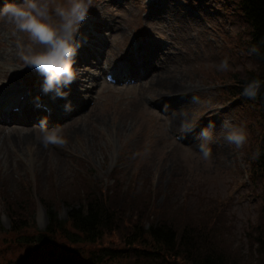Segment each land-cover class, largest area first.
Returning <instances> with one entry per match:
<instances>
[{
  "label": "rangeland",
  "instance_id": "obj_1",
  "mask_svg": "<svg viewBox=\"0 0 264 264\" xmlns=\"http://www.w3.org/2000/svg\"><path fill=\"white\" fill-rule=\"evenodd\" d=\"M21 3L0 0V13L6 4ZM65 3L50 0V10ZM248 31L234 0H92L76 35L85 42L75 57L78 75L64 89L71 110L49 124L0 117V260L9 258L7 252L20 253L12 241L9 246L1 241L9 237L4 202L13 211L23 203L26 211L19 214L42 229L48 222L42 201L64 218L68 205L105 195L126 222L167 219L179 230L188 225L238 264H255L261 257L258 239H264V178L254 154L264 113L238 97L232 77L257 70L245 44ZM83 32L89 34L78 37ZM1 44L15 56L0 62L6 71L0 78V109L13 111L16 106L6 105V97L14 89L15 97L20 90L38 92L44 77L21 58L30 44L27 33L3 14ZM136 53L149 62L143 74L131 65L136 76L128 85L105 82L112 72L105 67L108 58L129 63ZM225 57L230 71L219 72ZM172 76L170 84L177 88L148 86ZM181 111V123L168 127ZM210 122L215 127L207 141L200 134ZM187 124L190 131L183 130ZM25 127L42 138L37 152L17 141ZM234 127L244 128L248 137L239 149L225 139ZM201 143L211 147L210 159L199 154ZM97 245L121 246L113 233Z\"/></svg>",
  "mask_w": 264,
  "mask_h": 264
},
{
  "label": "trees",
  "instance_id": "obj_2",
  "mask_svg": "<svg viewBox=\"0 0 264 264\" xmlns=\"http://www.w3.org/2000/svg\"><path fill=\"white\" fill-rule=\"evenodd\" d=\"M234 5L248 25L245 44L251 60L257 65V70L249 69L232 76L237 95L257 105L264 113V0H234ZM253 79H259L261 84L256 98L249 99L242 92ZM258 150L255 165L264 178V131L259 138ZM261 201L264 217V192ZM41 203L48 222L38 229L33 219L19 214L26 211L23 203L13 211L4 202L8 219V228L4 232L9 237L1 241L6 246L12 241V247L20 249V253L7 252L9 258L0 260V264H238L217 248L210 247L209 239L201 230L188 225L179 230L167 219L126 222L110 207L105 195L91 196L85 203L68 205L64 218L59 217L52 205ZM121 222L126 227H119ZM110 233L118 235L120 247L97 245ZM258 240L261 257L255 264H264V239ZM91 245L96 246L91 248Z\"/></svg>",
  "mask_w": 264,
  "mask_h": 264
},
{
  "label": "clouds",
  "instance_id": "obj_3",
  "mask_svg": "<svg viewBox=\"0 0 264 264\" xmlns=\"http://www.w3.org/2000/svg\"><path fill=\"white\" fill-rule=\"evenodd\" d=\"M49 2L50 0H22L21 4H6L0 14L6 16L19 31L27 33L30 44L22 50L21 58L27 67L44 77L42 91L45 94L53 93L54 98L67 100L69 93L64 89L70 87L78 75L74 67L75 57L82 44L76 40V35L87 18L92 0H66L64 5L57 4L54 10H50ZM217 71H230L228 57L218 63ZM260 84L259 79H253L244 86L242 95L255 99ZM195 99L198 98L194 97ZM65 110H71L70 102L65 105ZM192 127L187 124L183 126V130L190 131ZM213 127L215 125L210 122L200 135L211 141L209 129ZM247 138L242 127H234L225 137L228 144L237 149L247 143ZM199 154L205 160L210 159L212 149L208 144L201 143ZM254 156H259V150Z\"/></svg>",
  "mask_w": 264,
  "mask_h": 264
},
{
  "label": "bare ground",
  "instance_id": "obj_4",
  "mask_svg": "<svg viewBox=\"0 0 264 264\" xmlns=\"http://www.w3.org/2000/svg\"><path fill=\"white\" fill-rule=\"evenodd\" d=\"M88 32H83L78 35V37H85L88 35ZM91 39V36H89V40ZM80 42V41H79ZM91 43V40H90ZM85 45V42H83L82 46ZM86 45H89V43H86ZM91 48H94V46L91 43ZM15 56V53L8 48L7 46L1 44L0 45V62L5 63L8 61V59H11ZM139 56V53H136L134 56H132V59L128 63L127 61L122 62L120 64H115L114 59L108 58V61L106 62L105 67H109V69H112V72L114 74V77L117 79L121 77L122 75H127L128 78L135 77V73L132 71L131 68H129L131 65L134 66V68H137V73L143 74L148 67L149 62H143L142 60H139L137 57ZM117 57V55H116ZM115 57V58H116ZM99 64V61H98ZM142 68V69H141ZM5 70H0V78L4 76ZM161 74V72L157 73V77ZM30 75L28 74L27 77ZM91 77V76H89ZM7 78V77H6ZM156 79V78H155ZM155 79L152 80L151 84L148 81V86L150 85L152 88L153 86H166L169 88H177L175 84L172 83L173 76L163 78L162 82L156 80V82H153ZM160 79V78H159ZM161 84V85H160ZM182 91H185L182 90ZM15 92V89H14ZM14 92L9 95V97H6L4 103L6 105H9L10 103H14L16 107H18L17 112H13L10 109L1 110L0 109V117L4 119H8L10 117L18 118V119H27L28 117H31L33 119H36L38 122L42 123H54L55 119L61 118L64 113L66 112L65 105L68 104V100L61 99V98H54L53 93L45 94L42 89H40L38 92H29V91H19V96L15 97ZM39 103V106H35L34 104ZM82 101H76L77 105L82 104ZM71 104V102H70ZM42 106H45L48 110V112L45 111V109L42 108ZM63 113V114H62ZM184 116V113L182 111L175 115L173 117L172 122L170 121L168 124V127L174 128L175 125H179L181 123V119ZM27 131L23 132L21 134L20 132H17L16 138L18 142H25V144H32L34 149L37 152L40 147H42L43 142L42 138L37 137V133L30 130L29 127H25Z\"/></svg>",
  "mask_w": 264,
  "mask_h": 264
}]
</instances>
